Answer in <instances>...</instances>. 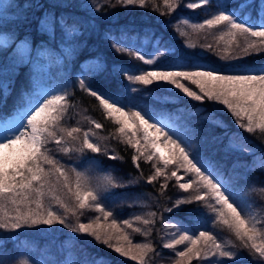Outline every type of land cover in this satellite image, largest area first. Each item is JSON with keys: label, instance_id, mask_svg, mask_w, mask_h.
Listing matches in <instances>:
<instances>
[{"label": "trees", "instance_id": "1", "mask_svg": "<svg viewBox=\"0 0 264 264\" xmlns=\"http://www.w3.org/2000/svg\"><path fill=\"white\" fill-rule=\"evenodd\" d=\"M240 2L209 0V4L201 9L191 10L182 5L173 14L162 16L159 11L153 10L151 4L140 8L118 5L116 0H10L0 11V35H5L10 41L8 48L0 50L1 60L13 56L11 51L19 43L28 47L29 59H19L7 86H0V112L5 114V118L14 115L20 100L26 101L33 94L38 71L32 59L38 54L49 68L45 79L47 85L69 93V102L73 107L69 109L66 127L92 128L102 137L116 135L117 126L103 115L98 101L80 89L79 81L83 78L94 89L106 95L120 96L125 103L147 108L183 129L194 143L199 144L205 166L221 174L222 179L229 181L236 191L245 194L252 208L260 215L264 213V191H261L264 189V168L260 167L264 157V134L258 130L248 133L240 128L236 118L217 102L194 101L174 86L160 82L149 86L134 84L131 87L140 91L130 92L126 79L128 73L138 72L141 68L186 69L199 66L238 72L256 71L264 67V52L244 55L233 45L232 56L222 59L225 45L223 41H218L219 31L206 28L193 31L190 27L210 18L220 6H228L231 11ZM156 3H161V0H156ZM248 3L251 7L238 11L237 15L241 16L242 12V20L247 18L249 23H261L264 11L257 8L259 0H248ZM97 7L101 10L97 11ZM161 11L166 9L161 7ZM46 20L52 22L48 28L42 26ZM182 20H187L188 24L181 23ZM64 21H67V25ZM180 31L186 35L181 36ZM117 43L125 48L139 49L146 56H156L158 64L143 65L126 51H116L114 45ZM239 43L243 47L244 40L240 39ZM190 44L195 46L189 47ZM205 45L212 47L209 49ZM236 56L241 58H234ZM15 60L12 57V61ZM183 83L198 92L195 85L187 81ZM88 120L101 122L103 129H94ZM104 142L109 145L111 154L122 159L110 160L90 152L64 156L56 152L55 144L47 147L66 167L86 171L92 178L107 172L117 178L121 186L102 191L101 199L118 220L144 216L148 212H157L158 216L163 217V223L157 220L156 225L152 226L149 237L127 229L134 242L150 241L153 244L155 253H149L146 258L148 264H173L176 259L174 250L162 246L169 239L167 231L173 229L197 235L203 230L210 231L222 243H237L235 250L241 253L239 264H264V260L250 254L247 249H240L225 226L214 224L215 214L202 202L183 205L180 210L171 213L163 211L171 207L175 199L190 193L179 189L173 177L167 181L166 195L160 197L159 185L165 182L164 178H158L152 185L145 182L147 176L152 174V162H145L141 158L140 168L137 169L131 160L132 148L120 139L109 138ZM91 160L99 162V168L90 163ZM168 171H171V167ZM141 172L145 180H138ZM178 175L183 177L180 182L190 178L182 169ZM130 180L138 182L129 183ZM97 215L100 214L86 211L80 219L88 223ZM165 224H175L176 228L165 227ZM134 226L144 227L139 223ZM100 258H103V264H137L93 238L72 233L61 225L23 228L15 232L0 229V261L3 264H19L20 260H27L28 264H61L66 259L72 264H93L94 260ZM191 264L209 262L193 259ZM226 264L232 262L227 261Z\"/></svg>", "mask_w": 264, "mask_h": 264}, {"label": "snow or ice", "instance_id": "2", "mask_svg": "<svg viewBox=\"0 0 264 264\" xmlns=\"http://www.w3.org/2000/svg\"><path fill=\"white\" fill-rule=\"evenodd\" d=\"M111 2V0H110ZM123 6L146 8L152 5L154 11L163 15L173 14L182 5L196 10L206 7L209 0H116ZM161 7L166 11H161ZM248 0H241L236 8L229 11L228 6H220L210 18L202 23L191 24L193 31L218 30V41H223L225 55L232 56L233 45L244 55L264 52V20L259 24L249 23L247 18L241 19L238 11L250 8ZM257 8L264 11V0H259ZM97 11L101 9L96 8ZM52 22L43 21L42 26L48 28ZM181 23L188 24L187 20ZM67 25V21H64ZM179 31V29H178ZM181 36L186 35L180 31ZM254 38V39H253ZM240 39L244 40L243 47ZM116 51L127 54L143 65L158 64L154 55L146 56L139 49L125 48L118 43ZM194 47L195 45H188ZM211 49V45H205ZM239 59L241 57H234ZM129 91L140 89L131 87L139 84L149 86L163 82L174 86L185 96L203 103L205 100L218 102L236 118L238 126L248 133L257 130L264 134V67L256 71L223 72L215 68L189 66L186 69H160L130 72L126 75ZM183 81L195 85L198 92L186 86ZM79 87L98 101L103 115L117 127L116 135L102 137L92 128L66 127L69 109V93L40 92L27 101L21 99L14 115L5 118L0 112V229L15 232L23 228H38L61 225L72 233L93 238L112 249L122 257H128L137 264H148L149 253H155L153 244L134 242L127 229L144 237L152 234V226L157 220L163 223V217L157 212L136 215L131 219L118 220L113 211L102 202L101 193L108 188L121 186L117 178L110 172L92 178L86 171L75 167H66L52 154L47 146L56 145V152L64 156L71 153L87 152L106 156L110 160L122 159L111 154L106 139H120L134 150L131 160L139 169L141 158L152 162V174L146 183L152 185L163 177L165 182L159 185V196L166 195L167 181L175 178L179 189L190 195L175 199L165 212L180 210L181 206L202 202L215 214V223L225 226L238 242L240 249H247L250 254L264 260V213L253 212L251 202L244 207L241 197L229 181L222 179L221 174L206 167L190 150V144L176 135L167 125L157 119V113L141 108L131 102L125 103L120 96L106 95L94 89L81 78ZM2 107V105H0ZM87 119V118H86ZM94 129H103L104 125L95 120H88ZM251 151V149H245ZM90 163L99 168V162ZM171 167V171L168 169ZM264 168V157L260 161ZM190 178L180 182L183 177L180 170ZM138 180H145L140 173ZM130 180L129 183H137ZM264 191V189H261ZM159 203V201H157ZM86 211H94L100 215L81 222ZM136 223L144 227L134 226ZM165 227L176 228L175 224ZM163 239V237H161ZM187 242V243H186ZM186 246L177 250V245ZM164 249H173L176 259L173 264H191L193 259L208 261L209 264H239L240 252L237 243L220 242L210 231L203 230L199 234H189L186 230L178 231L173 238L163 243ZM158 255V253H156ZM0 264H3L0 261ZM19 264H28L20 260ZM93 264H103V258L94 260Z\"/></svg>", "mask_w": 264, "mask_h": 264}, {"label": "rangeland", "instance_id": "3", "mask_svg": "<svg viewBox=\"0 0 264 264\" xmlns=\"http://www.w3.org/2000/svg\"><path fill=\"white\" fill-rule=\"evenodd\" d=\"M9 2L10 0H0V11L3 10L8 5ZM9 43L10 41L6 38L5 35H0V50L2 48H8ZM11 52L13 56L7 57L5 61H2L1 56H0V86L2 87L7 86V84L9 83V78L11 76V73L16 70V68H13L15 63L19 62V59L23 61H27L29 59V49L24 43H19L16 47H14V50H12ZM12 57L16 58L15 62L12 61ZM32 60L38 72L36 73L33 94L28 96L27 99L30 97H34L36 94L40 92H48V93L56 92L57 90L50 88L46 83L45 79H47V76L49 74V68L43 62L42 56H39L38 54H36ZM160 83H163V82H160ZM58 91L62 93L61 90H58ZM157 119H161L167 125L168 129H170L176 135L180 136L182 139L186 140L191 146L190 150L196 153L198 159H200L201 162L203 163L202 160L204 159V157L202 156L201 152H199L198 143H194L192 139L190 138V136H188L183 129H180L176 124L167 120L165 117L157 116ZM236 192L244 199V203L242 204V206L247 207L248 202H250L249 199L246 197L245 194H242V192L240 191H236ZM252 210L253 212H255L253 208ZM176 233H177L176 229L168 230L167 231L168 238H169L168 240L173 238V235ZM185 246L186 244L177 245V250H182ZM61 264H72V263L68 261V259H66Z\"/></svg>", "mask_w": 264, "mask_h": 264}]
</instances>
